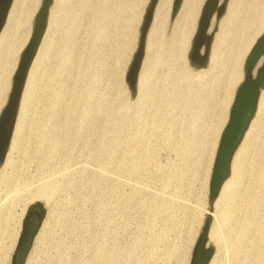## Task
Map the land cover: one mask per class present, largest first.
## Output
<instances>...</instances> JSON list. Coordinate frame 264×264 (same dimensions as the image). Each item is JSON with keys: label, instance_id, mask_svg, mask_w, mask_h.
<instances>
[{"label": "rangeland", "instance_id": "374dc122", "mask_svg": "<svg viewBox=\"0 0 264 264\" xmlns=\"http://www.w3.org/2000/svg\"><path fill=\"white\" fill-rule=\"evenodd\" d=\"M207 1L185 57L166 62L162 54L146 81L154 17L132 92L127 78L151 0H53L36 84L0 164V264L13 263L28 210L38 203L46 216L25 264H191L208 216L213 264H264V180L256 176L264 160V109L245 161H234L239 175L228 191L237 190L213 203L210 194L220 136L264 26L253 30L242 80L214 136L209 131L222 111L225 70L190 59ZM231 1L212 20L210 55L232 29L245 30L239 21L221 26ZM12 84L13 78L0 115ZM250 193L257 204L248 202Z\"/></svg>", "mask_w": 264, "mask_h": 264}, {"label": "water", "instance_id": "95a60500", "mask_svg": "<svg viewBox=\"0 0 264 264\" xmlns=\"http://www.w3.org/2000/svg\"><path fill=\"white\" fill-rule=\"evenodd\" d=\"M12 2L13 0H0V32L6 23ZM158 2L159 0H151L144 17L138 48L134 54L127 78L132 92H136L138 87L140 72L145 58L147 37L154 20ZM182 2L183 0H174L171 14L172 19L177 16ZM227 2L228 0H208L206 2L192 52L190 53V59L193 64L197 66L208 65L214 33L216 31L215 27L210 32L212 20L215 15L216 20H220L226 10ZM52 3L53 0H42V4L35 16L30 39L21 54L14 74L8 102L0 115V164L6 159L11 145L30 68L46 33ZM261 59L262 64L258 66ZM263 89L264 35L256 40L247 57L244 66V79L236 90L228 122L220 136L210 182L212 203L218 198L224 182L232 173V162L235 153L256 116ZM45 216L46 211L40 203L30 207L24 220V226L12 264L26 263ZM211 224L212 218L208 216L202 233L194 247L191 264H210L215 254L214 247L209 245Z\"/></svg>", "mask_w": 264, "mask_h": 264}, {"label": "bare ground", "instance_id": "6f19581e", "mask_svg": "<svg viewBox=\"0 0 264 264\" xmlns=\"http://www.w3.org/2000/svg\"><path fill=\"white\" fill-rule=\"evenodd\" d=\"M170 2L171 0H159L157 4L155 18L158 17V19L154 25L153 42L150 44L153 52L152 58L148 61V65L146 66L148 71L145 73L143 71L146 81H148V79L152 76V71L149 70L148 67H151L154 63H156L161 58L162 54L165 56L166 62H175L185 57L188 52L186 51L187 47L190 44L194 32L196 31L198 19L205 0H183L179 13L170 25V32L166 34L164 30L166 24L165 16L169 9ZM39 4L40 0H13L8 12L6 23L0 32V104L5 101L4 99H6L19 59L30 39L34 17ZM238 21L243 23L242 28L245 30H238L237 27L236 29H232L231 36H229L230 39L226 41L222 47H218L216 44L213 53L209 57L212 69L215 70L218 67H221L225 70V95L221 100L222 111L218 117L217 123L209 131L210 134H214V136L219 134L221 128L223 127L225 120L224 109L227 99L229 98V94L233 86L242 80L241 67L244 58L243 55L246 50H248L249 44L251 43L253 30L264 26V0H232L228 6L227 16L221 26L225 23L234 25L238 23ZM48 30L49 27L30 68L22 97L21 112L18 117V122L16 124L12 140L13 143L18 137V130L22 122V111L25 108L26 99L32 87L36 84V63L39 60L42 48L46 42ZM237 35H239L238 39ZM145 68L143 69L146 70ZM181 68L184 69L183 67ZM188 77L189 75L187 74L183 76L184 79H187ZM263 109L264 89L262 90L256 116L253 119L244 140L235 153L232 162L231 176H229L224 182L219 197H226L229 199V197H232L233 192L237 190V188H233L228 191L230 185L235 179H237L236 176L239 175V172L235 170L234 161H236L238 157H242L241 161H245V150L248 144V139L254 131L257 118ZM256 176L259 181L264 180V160L259 168H257ZM247 200L250 204H257L255 194L252 195L250 193ZM213 261L214 260H211L210 264H213Z\"/></svg>", "mask_w": 264, "mask_h": 264}, {"label": "crops", "instance_id": "0c3cea01", "mask_svg": "<svg viewBox=\"0 0 264 264\" xmlns=\"http://www.w3.org/2000/svg\"><path fill=\"white\" fill-rule=\"evenodd\" d=\"M173 7V6H172ZM156 9H157V7H156ZM171 14H172V12H171ZM155 15H156V11H155ZM155 15H154V17H155ZM176 18V17H175ZM155 19V18H154ZM173 20V19H172Z\"/></svg>", "mask_w": 264, "mask_h": 264}]
</instances>
